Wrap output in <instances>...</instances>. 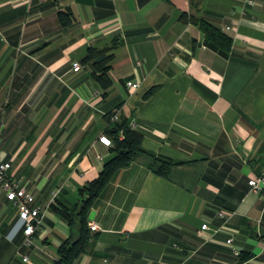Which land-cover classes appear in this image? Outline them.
<instances>
[{"label": "crops", "instance_id": "crops-1", "mask_svg": "<svg viewBox=\"0 0 264 264\" xmlns=\"http://www.w3.org/2000/svg\"><path fill=\"white\" fill-rule=\"evenodd\" d=\"M113 40L105 93L83 57ZM114 107L141 150L96 199L94 246L74 264H264V199L248 184L264 170V0H0L1 146L46 208L25 246L0 186V264H53L79 236L59 209L115 153L98 140Z\"/></svg>", "mask_w": 264, "mask_h": 264}, {"label": "trees", "instance_id": "trees-1", "mask_svg": "<svg viewBox=\"0 0 264 264\" xmlns=\"http://www.w3.org/2000/svg\"><path fill=\"white\" fill-rule=\"evenodd\" d=\"M59 18L63 25L70 24L73 20V13L70 8L61 9ZM205 27L211 32L216 41L227 39L225 34L218 28L205 24ZM230 44V41H228ZM118 45V41L113 40L111 43L103 46H90L87 49L84 61H92L94 66L93 77L108 92L113 84L109 70L112 66L111 62L114 58V49ZM152 91V89H151ZM117 127V129H115ZM123 129L124 136L120 137V130ZM107 134L113 139V150L115 153L107 158L103 164V168L93 180L80 186L78 189L79 201L74 210L69 211L67 208H60V212L68 219L71 224L79 225V236L76 239L71 237L65 239L58 248L59 258L53 261V264H74L75 260L84 252L91 251L93 241H91V228L89 227L88 215L100 193L111 181L116 171L124 166L129 165L135 158L137 152L141 150V140L143 134L132 128L125 121H116L113 126L107 128ZM164 160L156 170L163 175H167L173 163L171 160ZM52 208L57 209V205L50 204ZM242 259L250 258V255L242 254Z\"/></svg>", "mask_w": 264, "mask_h": 264}, {"label": "built area", "instance_id": "built-area-1", "mask_svg": "<svg viewBox=\"0 0 264 264\" xmlns=\"http://www.w3.org/2000/svg\"><path fill=\"white\" fill-rule=\"evenodd\" d=\"M249 5H253L256 0H242ZM81 62L75 60L73 62V69L78 70L81 68ZM126 85L130 89H135L139 85V80L127 79ZM119 107H114L109 112V118L111 122H116L119 118ZM135 122L132 121L130 126L133 128ZM3 129V121H0V186L6 193V197L13 205L17 208L19 217L24 221L25 226L23 229L24 239L23 245L32 246L33 245V235L37 228L42 225V220L46 212V208L36 203V198L34 193L21 185L19 180L11 172L12 162L9 157H7L5 150L1 146V131ZM120 137L124 136L123 129L120 130ZM98 140L105 145H113L112 137L107 133H101L98 137ZM97 157L102 160V154H97ZM248 184L251 187V190L264 199V170L259 174L250 177ZM57 194L54 193V197ZM222 215H229L228 213H221ZM203 228H208L207 224H203ZM90 228L95 230L97 228L96 224L91 223ZM232 239H228L227 242L230 243ZM22 259L25 262L29 261L27 255H23Z\"/></svg>", "mask_w": 264, "mask_h": 264}, {"label": "water", "instance_id": "water-1", "mask_svg": "<svg viewBox=\"0 0 264 264\" xmlns=\"http://www.w3.org/2000/svg\"><path fill=\"white\" fill-rule=\"evenodd\" d=\"M115 129H117V127H116ZM93 214H94V211H92V212L90 213V218L93 217Z\"/></svg>", "mask_w": 264, "mask_h": 264}]
</instances>
